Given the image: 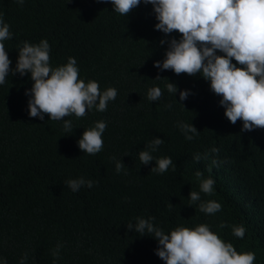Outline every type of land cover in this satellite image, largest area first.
Returning a JSON list of instances; mask_svg holds the SVG:
<instances>
[{
    "label": "trees",
    "instance_id": "1",
    "mask_svg": "<svg viewBox=\"0 0 264 264\" xmlns=\"http://www.w3.org/2000/svg\"><path fill=\"white\" fill-rule=\"evenodd\" d=\"M0 13L12 34L3 42L10 68L24 42L47 40L51 67L73 57L79 79L96 81L101 92L117 90L106 111L65 117L72 122L69 133L63 120L29 116L30 73H9L0 85V257L6 264H21L25 255L23 264H165L152 234L127 229L138 218H153L166 234L206 224L238 253H255L253 264H264V129L241 131L240 120L233 125L221 97L199 74L154 67L164 60L167 41L180 34L155 29L152 5L141 2L125 17L98 0H25L22 6L0 0ZM168 82L177 86L175 94ZM153 87L163 95L151 102ZM180 90L191 94L180 101ZM98 121L107 124L103 149L83 153L78 140ZM181 124H192L198 134L187 140ZM155 138L164 143L143 165L138 154ZM164 157L173 161L168 171L151 172ZM117 161L125 165L119 173ZM209 177L213 192L204 194L200 183ZM79 178L93 186L73 192L67 181ZM190 191L200 192V201L190 202ZM209 200L221 210L201 212L199 204ZM241 225L242 239L233 235Z\"/></svg>",
    "mask_w": 264,
    "mask_h": 264
},
{
    "label": "clouds",
    "instance_id": "2",
    "mask_svg": "<svg viewBox=\"0 0 264 264\" xmlns=\"http://www.w3.org/2000/svg\"><path fill=\"white\" fill-rule=\"evenodd\" d=\"M21 6L25 0H16ZM110 2L113 10L127 17L141 2L152 5L158 23L155 29L170 35L180 34V39L167 41L168 48L162 62H154V67L161 70H172L176 75L199 74L210 82V90L221 97L219 104L224 108V115L234 125L238 120L243 122L241 131L264 129V0H98ZM12 34L9 26L0 13V85L11 73L24 76L30 73L33 81L30 90L28 110L30 117L44 119L45 114L52 121H64L66 132L73 131L72 122L65 117L75 115L82 118L88 110L95 108L99 112L107 110L110 101L117 97L115 88L101 92L96 81L85 83L79 79L77 61L69 57L65 65L50 66V46L47 40L39 44L23 43L18 52L14 69L10 68L11 60L5 49L4 41ZM166 41L161 40L163 45ZM217 52L223 53L218 55ZM233 60L236 63H233ZM239 65V66H237ZM161 77L157 76L156 79ZM170 94L178 91L174 83L166 85ZM190 90H180V101L190 95ZM163 93L161 88L149 89V101H158ZM182 105V104H181ZM107 127L106 122L98 121L91 129L84 130L78 140V147L83 153L95 155L104 146L102 135ZM181 130L187 140H192L198 134L192 124H181ZM163 139L155 138L147 150L139 152V161L148 165L154 161L152 152L163 144ZM213 151H217L213 149ZM197 161L200 156L194 157ZM173 164L170 157L155 160L151 172L163 174ZM119 173L125 168L122 161L115 164ZM200 178L202 173L197 172ZM87 185L91 188L92 181L83 178L67 181L68 187L77 192ZM215 181L212 178L203 179L200 192L211 194ZM200 192L190 191V202L200 201ZM221 204L209 200L199 204V210L213 215L221 210ZM153 218H138L135 224L129 223L127 229L139 235H149L158 241L156 255L165 264H253L255 253H238L231 243L224 242L217 234L210 231L206 224L194 229L177 227L166 234L151 221ZM225 225H221L224 227ZM246 229L233 227V235L243 238ZM59 245L53 253L59 256ZM27 259L25 255L23 260ZM0 264L6 261L0 257Z\"/></svg>",
    "mask_w": 264,
    "mask_h": 264
}]
</instances>
